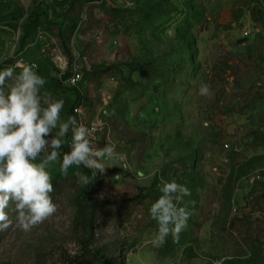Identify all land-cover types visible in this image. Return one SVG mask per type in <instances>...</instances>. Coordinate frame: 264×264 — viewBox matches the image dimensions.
Masks as SVG:
<instances>
[{"label":"rangeland","instance_id":"1","mask_svg":"<svg viewBox=\"0 0 264 264\" xmlns=\"http://www.w3.org/2000/svg\"><path fill=\"white\" fill-rule=\"evenodd\" d=\"M229 1L0 0V71L35 65L61 121L73 108L123 157L88 187L81 166L60 172L67 141L48 168L57 212L25 232L10 204L0 264H70L85 247L77 264H264V1ZM162 179L190 190L192 214L156 246ZM87 195L105 204L94 235Z\"/></svg>","mask_w":264,"mask_h":264},{"label":"clouds","instance_id":"2","mask_svg":"<svg viewBox=\"0 0 264 264\" xmlns=\"http://www.w3.org/2000/svg\"><path fill=\"white\" fill-rule=\"evenodd\" d=\"M35 65H21L16 74L14 67L0 71V231L13 226L6 209L14 205L16 227L25 232L39 226L57 212V205L50 193L54 191L49 166L59 157V149L67 143L71 130L70 151L63 154L60 172L67 175L69 168L83 165L103 173L101 161L123 157L115 152L114 146L96 148L92 143V131L78 124L75 116L61 121L63 99H56L43 91L47 81L35 71ZM10 81V83H9ZM209 86L202 84L200 95L209 94ZM58 131L53 135V130ZM51 148V152L47 149ZM39 160L40 162H36ZM126 167V165H125ZM80 183L92 182L87 175L76 173ZM162 195L151 205V217L157 221L158 231L153 240L162 245L171 235L179 239L187 227L191 212L179 206L190 190L176 181L161 180Z\"/></svg>","mask_w":264,"mask_h":264},{"label":"trees","instance_id":"3","mask_svg":"<svg viewBox=\"0 0 264 264\" xmlns=\"http://www.w3.org/2000/svg\"><path fill=\"white\" fill-rule=\"evenodd\" d=\"M71 116H75L77 119V115L76 113L73 111V108L71 109ZM67 141L71 142L72 139V135H69L67 137ZM67 144H64L63 147L65 148ZM64 152H68V148L66 147V149H64ZM81 168L85 171H87L89 173V176L92 180V182L90 184H88V187H92L94 185V183L96 182V176L93 177L92 176V171L91 169L85 168L83 165H81ZM87 199L89 201V209H90V218H89V230H90V235H94V230H95V223L97 220V214L98 212L105 206L104 203H98L96 201H94L89 195H87ZM199 215H203V210L200 211ZM98 252V251H97ZM92 252L90 249H88L87 247L84 248V251L82 252L81 256L75 257L72 261H70V264H77L78 262H80L83 258L87 257L88 255H90Z\"/></svg>","mask_w":264,"mask_h":264},{"label":"crops","instance_id":"4","mask_svg":"<svg viewBox=\"0 0 264 264\" xmlns=\"http://www.w3.org/2000/svg\"><path fill=\"white\" fill-rule=\"evenodd\" d=\"M256 1L258 2L260 0H231V1H229V4H230L229 7L234 8L235 12H241L243 9L254 4ZM229 7H228V9H226L227 11H229Z\"/></svg>","mask_w":264,"mask_h":264},{"label":"built area","instance_id":"5","mask_svg":"<svg viewBox=\"0 0 264 264\" xmlns=\"http://www.w3.org/2000/svg\"><path fill=\"white\" fill-rule=\"evenodd\" d=\"M247 34H249V33H247ZM80 77H81V75H80L79 73H75L74 76H73V81H77V80H79ZM76 110H77V109H76ZM77 111H78V110H77Z\"/></svg>","mask_w":264,"mask_h":264}]
</instances>
